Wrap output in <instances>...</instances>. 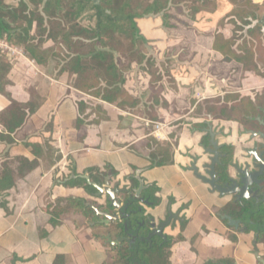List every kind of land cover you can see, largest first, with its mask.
<instances>
[{
  "label": "crops",
  "instance_id": "0c3cea01",
  "mask_svg": "<svg viewBox=\"0 0 264 264\" xmlns=\"http://www.w3.org/2000/svg\"><path fill=\"white\" fill-rule=\"evenodd\" d=\"M228 6L232 7L230 3ZM221 32L226 37L231 36L228 31ZM142 33H145L143 29ZM214 34L204 55L197 57L178 52L180 38L169 36L161 44L152 42L153 38L144 34L148 47L163 49V53L155 56L150 52L159 67L162 96L168 102L167 107L158 106L162 115L159 121L144 114L149 104L145 95L151 75L143 66L133 64L126 82L131 94L143 97L142 104L136 111L123 110L115 103L75 88L69 83L67 72L57 76L54 59L48 66L40 65L22 47L6 38L0 39L24 52L11 56L4 51L13 64L9 73L13 83L7 90L23 103L30 100V90H34L36 103L35 113L30 114L16 132L8 133L0 124V134H10L13 139L8 143L0 138V166L16 156L39 162L38 167L19 179L14 187L0 191V264L111 262L110 244L98 240L88 222H81L80 215L63 217L62 223L53 227L46 206L58 197L95 200L83 187L64 185L69 179H75L73 175H90V168L105 170L110 166V170L116 171L111 177L112 185L119 183L120 187L129 188L133 184L131 176L135 175L129 171L132 164L142 167L146 184L161 188L157 196L162 197V201L154 207L146 206L147 214L156 222L166 219L171 212L178 216L165 231L171 241L167 264H223L225 259L233 260L234 264H264V241H257L254 231L236 229L222 219L220 210L229 204L230 197L213 191L193 168L196 166L199 173L205 175L211 160L202 142L205 133L197 123L212 118L194 114L196 105L226 93L255 98L264 90V76L254 71L245 72L238 63L225 62L223 56L213 50ZM164 61H171L173 67L164 71L161 68ZM249 90L254 96L244 94ZM10 103V99L0 93V112ZM217 120L220 119H213V123L220 126ZM156 122L166 126L159 133H155ZM222 129L221 143L235 147L234 139L239 133L231 131L229 135L230 130ZM151 136L162 144H172L171 164L150 167L149 149L144 143ZM139 143L141 150L133 149ZM142 157L147 161L145 164L139 161ZM32 228L30 235L28 231ZM42 229L47 234L40 238ZM9 238L12 244L7 245ZM31 240L34 247L29 243Z\"/></svg>",
  "mask_w": 264,
  "mask_h": 264
},
{
  "label": "trees",
  "instance_id": "16d2710c",
  "mask_svg": "<svg viewBox=\"0 0 264 264\" xmlns=\"http://www.w3.org/2000/svg\"><path fill=\"white\" fill-rule=\"evenodd\" d=\"M14 5L8 0H0V39L22 47L38 64L48 66L54 59L58 69L57 76L68 73V81L78 90L90 94L109 103H115L123 110L136 111L143 97L131 94L126 88L127 75L133 64L143 66L151 75L146 92L149 104L144 114L151 120H162L158 106H168L162 96L163 87L158 84L161 75L156 59L150 55L148 39L142 33V23L151 17H173L172 7H182L183 3L193 2L192 15L201 10L196 3L203 6L216 7L214 0H18ZM230 11L222 17L218 25L224 27L230 23L234 26L233 33L226 37L217 30L213 39V50L223 56L225 62L238 63L242 70L254 71L264 76V24L258 23L249 27L252 20H260L264 16V2L256 0H227ZM7 53L0 49V93L11 101L10 105L0 112V124L8 133L16 132L30 114L35 113L36 103L33 99L34 90H30L31 98L23 103L15 100L7 90L12 84L9 73L13 64L7 60ZM196 100H193L195 103ZM99 107V106H98ZM264 109V90L255 98L242 96L240 93H226L223 96L208 98L196 105L194 114L205 115L212 119L235 121L246 128H253L257 123L255 116ZM104 118H107L106 114ZM205 123H197L204 127ZM10 134H0V138L8 143L13 139ZM209 135L203 138V144L209 145ZM149 149L150 167H159L173 162L174 150L170 143L162 144L155 137L145 141ZM235 147L231 144L222 146V156L216 165L217 175L222 181L229 177V166L234 159ZM39 165L37 159L30 160L24 156H16L0 166V191L14 187L19 179L24 178ZM91 178L96 182H105L107 176L113 177L116 171L90 168ZM132 186L118 194L125 206L121 209L128 230L123 221L117 220L110 224L101 223L104 216L97 215L94 208L86 203L96 205L99 210L115 213L108 196L104 202L79 197H58L48 202L46 211L49 223L56 227L63 217L81 216V222H88L94 236L105 242L104 236H130L146 234L149 217L144 206L135 199L133 189L139 181L131 176ZM67 187H83L90 195L95 196L98 189L86 179L77 177L64 183ZM142 193L150 201L149 206L160 204L155 194L148 190L156 189V184H147ZM102 198V197H101ZM233 218H243L253 223L245 229L254 231L257 241H264V204L252 205L246 202L241 206L230 202L220 210ZM251 213L250 216L248 214ZM227 222V220H225ZM43 236L47 234L41 230ZM131 235L130 237H132ZM109 245V244H107ZM110 246L111 262L103 264H167L171 241L163 242L154 239L152 243L141 239L126 240L121 245ZM223 264H234L233 260H223Z\"/></svg>",
  "mask_w": 264,
  "mask_h": 264
},
{
  "label": "rangeland",
  "instance_id": "374dc122",
  "mask_svg": "<svg viewBox=\"0 0 264 264\" xmlns=\"http://www.w3.org/2000/svg\"><path fill=\"white\" fill-rule=\"evenodd\" d=\"M216 2V7H212V5L203 6L202 4L196 3L195 6H199L200 12L196 15H192V7L194 6L193 2L189 3H183L182 7H172L171 14L173 17L165 18L163 16L159 17H151L149 19L144 20L142 23V29L146 33L148 37L153 38L152 42L158 41L159 43L163 44V42L166 40L167 37H173L180 38V51L182 52V55H189L197 57L199 55H204L205 53V47L208 45V41L210 39V36L217 30L219 31H228L231 35L233 33L234 26L230 23L226 24L224 27H221L218 25L219 20L224 17L231 9V7L228 6L227 0H214ZM10 4H17L18 0H9ZM144 33V34H145ZM168 35V36H167ZM149 51L153 56L160 54V52L163 53V49H156L152 46H149ZM165 52H169L166 50ZM176 67H178V63ZM174 63L171 61H164V64L161 66V68L164 71H168L169 68L173 67ZM251 93V96H254V93L251 92V90L244 92V94ZM247 96V95H246ZM218 125H220L225 130H230L229 135L233 131L235 134L240 133V138L238 136L234 139L236 140V151L238 156V161L243 160L244 158V147L247 144L246 135L242 134V128L239 126V124H236L235 122L231 121H225V120H217L216 121ZM218 126V127H220ZM243 139V141L241 140ZM231 142V141H230ZM142 148L141 143L134 146L133 149L140 151ZM143 152V151H142ZM140 163L145 164L147 161L144 157L139 160ZM150 163V162H148ZM142 167L137 165H131L129 167V171L132 174H135L139 170H141ZM149 193L155 194L156 197H158V193L161 192V188L157 186L156 189H150L148 190ZM103 197V202H104ZM160 201H162V197H158ZM33 228L30 229L28 234L32 235ZM34 233V231H33ZM40 238H43V235ZM12 244V239L9 238L8 242ZM25 242L22 244L24 245ZM32 244V240L29 242ZM34 247V246H33ZM34 264V263H29Z\"/></svg>",
  "mask_w": 264,
  "mask_h": 264
},
{
  "label": "water",
  "instance_id": "95a60500",
  "mask_svg": "<svg viewBox=\"0 0 264 264\" xmlns=\"http://www.w3.org/2000/svg\"><path fill=\"white\" fill-rule=\"evenodd\" d=\"M258 23L264 24V16L260 20H252V24L248 26L247 28L255 26ZM209 132L211 135V146L213 148H209L207 149V151L210 154H213V156L211 158V164L207 166L208 175L200 174L198 168L194 166L193 168L196 174L204 182L210 184L213 191L219 192L222 196L238 193L239 194L238 197L240 199L242 197H246L245 195L246 192L254 191L256 194L259 193L260 188H261L260 187L261 182L263 180L249 181L245 177H241L240 181H237L231 178L228 183L220 182V178L217 176V171H216V165L218 164L219 159H220V151H219L220 145H219L218 140L216 139V132L213 130L212 126L209 127ZM253 134L258 135V133L256 132H254ZM261 135L264 137L263 133H261ZM259 160L261 161V164L259 165L260 170L256 174H258V176H261L262 173L264 172V159L259 158ZM143 171L144 170L141 169L135 173V178L139 181V186L133 189V194L131 195L134 196V198L139 200L141 203L150 204V201L146 199L144 196H142L143 191L148 188V185L145 183V180L142 178ZM78 176L86 179L89 184L95 186L98 189V192L95 194V197L101 198L103 196H108L110 203L116 210L115 213H110L106 210L105 211L99 210V208L92 203H86L87 206H91L92 208H94L97 215L104 216V218L101 219L100 222L108 225L112 223L113 221L122 220L123 214L121 212V209L125 206V204L122 202V200L118 199V194L121 191L128 190L129 188L120 187L119 183L112 185L110 176H107L105 178L104 183L94 181L91 178V176L87 173L82 174V175H73L72 178H77ZM253 185L257 186L258 188L255 189ZM175 217H178V216L176 214L175 215L170 214L166 220L160 222L159 224H157L156 220L152 218L150 222L151 232L148 234V236L143 237L142 240L144 242L145 241L151 242L154 237L158 236L160 238H163L165 241H167L168 237L166 236V234H164V230L168 225H170L172 219ZM221 217L222 219L227 220L229 226L234 227L236 229L240 228L241 223H242L241 219H235L229 214H223L221 215ZM143 224L144 222L142 223V225ZM126 225H127V222H126ZM241 229L244 230V228H241ZM103 239H106V242L112 246H118V245H121L123 241L129 240L130 237L119 236L117 239H113L112 236L109 234L107 236H104ZM132 239L135 240L136 237H132Z\"/></svg>",
  "mask_w": 264,
  "mask_h": 264
},
{
  "label": "flooded vegetation",
  "instance_id": "af4514ba",
  "mask_svg": "<svg viewBox=\"0 0 264 264\" xmlns=\"http://www.w3.org/2000/svg\"><path fill=\"white\" fill-rule=\"evenodd\" d=\"M255 119H256L257 123L253 124V126H254L253 128H246L244 125L240 124L241 128H242V134L246 135V140L248 141L246 146L244 147V158H243V160H240V161L237 160L238 156H237V151H236V148H235L234 159L231 162V165L229 166V177H228V179L225 180V181H222L221 178L217 175L220 178V182L221 183H228L231 178H233V179H235L237 181H240L241 177H245L249 181L263 180L261 182L260 191L257 194L254 191L246 192L245 193L246 197H242L240 199L238 197V195H239L238 193H234V194H230V195H223V196H229L230 200H231L230 202H235L237 204H240L241 206H245L246 202H249L252 205L264 204V172L262 173L261 176H258V174H256L260 170L259 165L261 164V161L259 160V158L264 159V137L261 135V133L264 134V109H263L262 113H260V114L255 116ZM203 123H205L206 126L198 127V128L205 133V136L206 135L210 136L209 137V145H205L204 147L206 148V150L209 149V148H213L211 146V135H210V132H209V127L212 126L213 130L216 132V139L218 140L219 145H220L219 151H220V158H221V156H222V146L225 144V143H221V141H220V137L222 135L223 129L221 127H218L217 125H215L213 123V119L212 120H207L206 119V120L203 121ZM254 132L258 133V135H254L253 134ZM238 138H240V133L238 134ZM241 140L243 141V139H241ZM210 156L212 158L213 154H210ZM219 161H220V159H219ZM210 164H211V160H210ZM207 166L205 168V175H208L207 174V170H208ZM253 187L255 189L258 188L255 185H253ZM140 204L142 206H144V208L146 210V215L149 217V220L145 221L144 224H143V225H146V223H148V226H149L146 234L143 233V234L133 235L132 233H130V236L133 235L132 237H136L135 240H133L132 237H130V236H122V235H119V236L130 237L129 240L136 241L137 239H141L142 240L143 237L148 236V234L151 232L150 222H151V219L153 217L150 214H147V209H146V206H149V204H144V203H141V202H140ZM170 214H174V213L171 212ZM169 215H168V217H169ZM250 215H251V213L248 214V216H250ZM166 219H164V220H166ZM174 219L175 218H173L172 221ZM238 219L242 220L240 228L246 229L248 227V225L253 223V221L250 220V219L248 220L249 224L243 218H238ZM164 220H162V221H164ZM121 221L124 222V224L126 226V229L128 230V223L126 225L127 221H125L124 216L122 217ZM162 221H160V222H162ZM172 221H171V223H172ZM160 222H157V224H159ZM168 226H170V225H168ZM166 228L164 230V234H166V232H165ZM119 236H117V238ZM166 236H167V234H166ZM117 238H115V239H117ZM154 239H161L163 242H167L169 240L168 239L167 241H165L163 238H160L158 236L154 237L152 239V241ZM152 241L151 242L150 241H145V242L152 243Z\"/></svg>",
  "mask_w": 264,
  "mask_h": 264
},
{
  "label": "built area",
  "instance_id": "2783aa9c",
  "mask_svg": "<svg viewBox=\"0 0 264 264\" xmlns=\"http://www.w3.org/2000/svg\"><path fill=\"white\" fill-rule=\"evenodd\" d=\"M0 49L3 51H7L11 56H15V55H19V54H23V50L17 46H13L9 43H7L4 40H0ZM165 124L161 123V122H156L155 123V133L156 132H160L162 130H164L165 128Z\"/></svg>",
  "mask_w": 264,
  "mask_h": 264
}]
</instances>
